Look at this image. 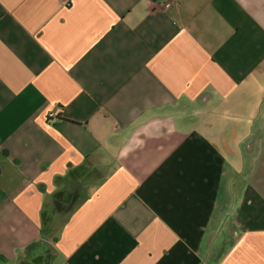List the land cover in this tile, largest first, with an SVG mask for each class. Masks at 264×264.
I'll return each mask as SVG.
<instances>
[{
	"label": "crops",
	"instance_id": "0c3cea01",
	"mask_svg": "<svg viewBox=\"0 0 264 264\" xmlns=\"http://www.w3.org/2000/svg\"><path fill=\"white\" fill-rule=\"evenodd\" d=\"M0 264H264V0H0Z\"/></svg>",
	"mask_w": 264,
	"mask_h": 264
},
{
	"label": "built area",
	"instance_id": "2783aa9c",
	"mask_svg": "<svg viewBox=\"0 0 264 264\" xmlns=\"http://www.w3.org/2000/svg\"><path fill=\"white\" fill-rule=\"evenodd\" d=\"M156 1H159V0H156Z\"/></svg>",
	"mask_w": 264,
	"mask_h": 264
}]
</instances>
